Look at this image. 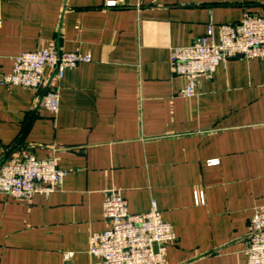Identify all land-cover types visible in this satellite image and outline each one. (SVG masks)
I'll list each match as a JSON object with an SVG mask.
<instances>
[{"label":"crops","instance_id":"obj_1","mask_svg":"<svg viewBox=\"0 0 264 264\" xmlns=\"http://www.w3.org/2000/svg\"><path fill=\"white\" fill-rule=\"evenodd\" d=\"M246 13L264 16V0H0V77L50 43L92 56L59 80L57 114L45 87L0 82V163L33 153L67 171L49 195L0 193V264L97 262L90 236L109 225L111 189L133 214L155 202L174 227L166 264H246L264 205V58L231 57L191 96L172 63L209 24L219 41L218 25Z\"/></svg>","mask_w":264,"mask_h":264},{"label":"built area","instance_id":"obj_2","mask_svg":"<svg viewBox=\"0 0 264 264\" xmlns=\"http://www.w3.org/2000/svg\"><path fill=\"white\" fill-rule=\"evenodd\" d=\"M108 4L116 5V2ZM214 27L213 23L209 24L207 33L191 45L173 50L174 71L188 80L182 91L185 96L195 94L201 75H212L231 57L264 58V16L246 13L238 23L218 25L219 41L215 39ZM90 61L92 56L88 53L61 51L50 43L35 51L19 53L13 70L2 75L0 82L34 90L45 87L42 105L57 114L61 104L59 80L68 68ZM46 68L52 71L49 79ZM216 162L211 160L210 164ZM66 174L55 158L39 159L30 153L22 159H5L0 163V193L17 199H30L34 193L49 195L62 186ZM196 200L204 203L202 192L196 193ZM103 215L108 227L90 236L89 251L99 258L94 264H166L167 246L177 240V234L162 218L155 202L150 211L133 214L122 192L111 189L106 194ZM246 255V264H264V205L257 206L250 219V245Z\"/></svg>","mask_w":264,"mask_h":264}]
</instances>
